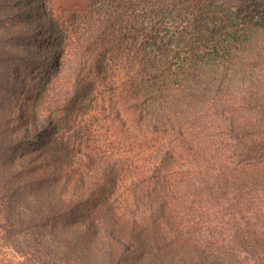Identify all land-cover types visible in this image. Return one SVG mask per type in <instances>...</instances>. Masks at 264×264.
Instances as JSON below:
<instances>
[{"label":"trees","instance_id":"16d2710c","mask_svg":"<svg viewBox=\"0 0 264 264\" xmlns=\"http://www.w3.org/2000/svg\"><path fill=\"white\" fill-rule=\"evenodd\" d=\"M55 9L0 0V264H264V0Z\"/></svg>","mask_w":264,"mask_h":264},{"label":"rangeland","instance_id":"374dc122","mask_svg":"<svg viewBox=\"0 0 264 264\" xmlns=\"http://www.w3.org/2000/svg\"><path fill=\"white\" fill-rule=\"evenodd\" d=\"M76 3H78V0H46L47 6H49V7L51 5L53 7L55 6L56 7L55 10L57 12H59L60 14H63V13L68 14V12L71 10L72 5H74ZM24 42H25V40L23 41V43ZM37 46H38V49H40L43 52L42 55L39 56L37 54V52H34L32 55L28 53L26 55V58L23 59L24 61H26L25 66L29 65V68L26 69V71H25V75L29 79L34 74L41 76L40 78H37V79H41L42 77L46 76L47 71H45L44 69H45V66H47L46 64H49V61H50V57L44 49L43 40L40 38L39 35H37ZM29 58H32V60H35L36 63L39 64L41 68L36 69L34 72V69H32V67H34L37 64H33L30 61H28Z\"/></svg>","mask_w":264,"mask_h":264}]
</instances>
